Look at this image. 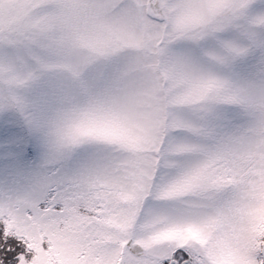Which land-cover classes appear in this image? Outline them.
Here are the masks:
<instances>
[{
    "label": "snow or ice",
    "instance_id": "6c2138e0",
    "mask_svg": "<svg viewBox=\"0 0 264 264\" xmlns=\"http://www.w3.org/2000/svg\"><path fill=\"white\" fill-rule=\"evenodd\" d=\"M0 264H264V0H0Z\"/></svg>",
    "mask_w": 264,
    "mask_h": 264
}]
</instances>
